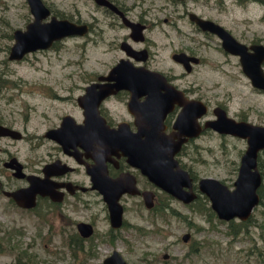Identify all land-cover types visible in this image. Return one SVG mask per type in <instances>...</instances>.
Returning a JSON list of instances; mask_svg holds the SVG:
<instances>
[{
    "label": "rangeland",
    "instance_id": "374dc122",
    "mask_svg": "<svg viewBox=\"0 0 264 264\" xmlns=\"http://www.w3.org/2000/svg\"><path fill=\"white\" fill-rule=\"evenodd\" d=\"M44 1L59 16L82 19L92 23V29L88 34L66 36L49 48L11 60L8 52L14 41L13 30L24 28L33 16L26 0H0V77L4 79L0 89V117L17 120V127L23 128L24 118L29 114L30 132H40L59 123L64 112L78 116L76 97L97 74L106 73L120 54L112 45L111 28L104 26L105 39L99 37L96 23L101 14L94 0ZM160 5L164 6L162 10L158 8ZM141 8L150 9L147 18L152 26L149 36L153 42L154 65L165 71L184 72L179 82L195 85L202 98L224 103L231 114L246 113L250 119L264 124V91L252 85L237 57L227 55L220 39L213 33L198 30L187 15L177 17L187 8L222 24L240 41L264 43V0H186L185 3L145 0L136 11ZM179 50L201 56L203 62L187 73L181 63L172 59V53ZM111 102L119 113L122 103ZM11 110L16 112L10 113ZM196 142L200 151L183 159L197 178L215 177L233 188L246 141L237 136L210 133ZM0 145L22 156L32 151L31 141L26 140L3 137ZM258 162H262L264 172V148L259 151ZM261 200L244 225L237 218L226 221L215 216L209 220L201 204H197L198 209L190 210L172 202L180 208L182 216L166 213L165 221H144L131 210L127 213L129 220L138 225L145 223L150 234L137 241L131 239L132 235L125 236L132 245L118 240L116 246L126 258V264H264ZM201 202L209 206L204 197ZM99 225L105 226L104 220ZM231 226H236L237 232ZM186 231H191L192 238L201 243L199 251L189 256L185 253L192 238L188 242L180 238ZM58 241V234L50 236L46 228L35 226L30 212L0 196V264H103L102 258L110 251L102 245L95 255L84 251L73 253ZM163 251L171 254L169 259L161 257Z\"/></svg>",
    "mask_w": 264,
    "mask_h": 264
},
{
    "label": "flooded vegetation",
    "instance_id": "af4514ba",
    "mask_svg": "<svg viewBox=\"0 0 264 264\" xmlns=\"http://www.w3.org/2000/svg\"><path fill=\"white\" fill-rule=\"evenodd\" d=\"M109 1L114 4L115 8L96 3L101 14V16L97 18L96 25L101 39H105L104 26L113 30L114 37L111 42L113 47L120 53L114 64L122 58H128L135 66H145L150 70L161 72L168 82L183 92L187 99H200L205 104L204 112L197 117V129H199L197 134H178L179 128L175 127L174 124L178 115L183 110L182 104L175 102L166 112L163 120V132L165 134L172 136L174 140H178L179 138L183 139L179 149L174 154V157L178 162V166L186 170L189 177L182 175L181 181H183V183L180 187L185 191L193 192L195 197L189 202H186L156 185L140 170L139 167L130 163L127 156L120 150L117 151V153H107L106 155H103L102 153L108 151V149L97 148L96 143L91 145L85 144L86 138L92 139L98 137L99 134L96 133L97 126H89L88 130L87 127H85V129L83 127L85 130L83 133L77 131H69L66 133V147H63V145L57 140L46 136V131L49 128L59 127L62 117L66 114H70L77 123L84 125L86 113L84 108L79 105L80 114L78 116L73 115L71 112H64L60 117L59 123L40 132L28 131L27 123L30 120L29 114L24 118L23 128L17 127V120H3L0 117L1 124L15 128L21 132L20 138H13L9 135H0V138L10 137L13 139L26 140L29 143L31 141L32 145V151H29V153L24 156L20 155L17 151H11L0 145V196L19 209L30 212L35 226L43 229L46 228L47 233L49 232L50 236L58 234V242L62 244L64 248L73 253L84 251L95 255L102 245L108 246L110 251L102 258L103 264H107L104 261L114 250L119 251L123 255L121 250L116 246L118 240L125 241L128 245H132L130 239L125 238V236L132 235L131 239L135 241L143 240L149 236L150 230L146 229L145 223L143 225H138L129 220L127 213L131 210H134L136 214L140 215L144 221H151V219L152 221L158 219L165 221L166 213L173 216H182L180 208L176 205H172V202H176L180 206L187 207L190 210L198 209L197 204H201L202 207L206 209L205 211L208 214L207 218L209 220H212V217H218L211 206L209 197L200 190L199 180L201 177L197 178V175L192 168L187 165L183 159L184 156H191L200 151V145H198L196 140L204 135L215 133L222 136H234L229 133L219 132L210 126L205 125L207 120H212L217 117L215 112L217 107L224 109L228 116L233 117L236 120L261 124L257 122V120L250 119L246 113L231 114L230 108L224 103H212L210 100L202 98L195 85L179 82L184 77V72L176 73L168 70L165 71L151 62L154 55L151 50L153 42L149 36V31L152 29V26L147 18L150 9L141 8L138 12L136 11V7L144 5L145 0ZM185 1L186 0H173L175 3H185ZM49 8L52 14H55L58 17H64L56 14L53 8ZM158 8L162 10L164 6L160 5ZM190 11L191 10L186 8L181 13L179 12L177 17H181L182 14L185 16L187 15L188 17ZM199 15L204 16L202 14ZM166 20L167 18H164V21ZM73 21L87 23V34L92 29V23L82 19ZM129 21L137 22L139 27H142V30L135 33L132 27L128 24ZM196 28L201 30L197 25ZM203 32L211 33L208 31ZM135 35H142L143 38L136 39ZM244 43L248 46V51H252L250 48L252 44L262 42L252 40ZM126 46L130 50L131 48L135 50L146 49L147 52L145 53V58H142V53L141 55L135 53L128 54ZM225 52L227 55L231 54L227 51ZM232 55L237 57L238 62L241 65L240 57L235 54ZM198 57V62L194 63L191 61V70L193 69V66L199 65L203 62V57ZM184 70L187 73L191 71H188L185 68ZM100 74H97L96 78L92 81L97 80V77ZM85 87L83 88L82 93L85 92ZM256 89L264 91L261 88L256 87ZM130 96V91L123 88L106 96L100 102L98 106L99 113L104 117L106 123L110 127L116 128L120 123H123L132 132L137 131L138 127L135 123V113L132 112L128 106ZM138 99L144 100L145 95L138 96ZM112 100H117L122 103L119 113L118 109L112 105ZM135 111L139 112L137 108H135ZM189 111L190 110H188V112ZM15 112L16 111L14 110L10 111V113ZM190 112L193 113V110ZM185 127L188 128V126ZM80 138L85 139L83 143H81ZM242 139L246 141L247 145V140L245 138ZM31 177L32 181L30 180ZM118 184H120L122 188V191L117 197L118 202L122 206V222L120 225L115 226L112 223L108 202L105 199L104 193L114 197L118 191ZM29 187L31 188L26 190ZM15 190H26L22 193L21 200L23 202L30 201L33 204L30 206L20 204L12 196L7 194L8 192ZM202 197L209 201V206L204 205V203L201 202ZM151 201L152 204H148L151 203ZM183 217L186 218V216ZM235 218L237 217L232 219ZM248 219L239 220H241L244 225ZM102 220H104L105 226L100 227L99 223ZM196 229H199V226H197ZM185 233H188L186 239H184ZM180 238L183 242L190 241L192 238L191 231L182 233ZM200 246L201 243H198L192 238L185 256L197 253ZM165 254H167V256ZM170 256L171 254L166 251H163L161 254V257L164 260L169 259ZM15 264L29 263L17 262Z\"/></svg>",
    "mask_w": 264,
    "mask_h": 264
},
{
    "label": "water",
    "instance_id": "95a60500",
    "mask_svg": "<svg viewBox=\"0 0 264 264\" xmlns=\"http://www.w3.org/2000/svg\"><path fill=\"white\" fill-rule=\"evenodd\" d=\"M26 1L33 18L25 24L24 28L13 30L14 41L8 52V58L11 60H20L30 52L51 47L66 36L84 35L88 31V24L85 22H76L52 14L44 0ZM94 1L97 4L115 8L109 0ZM188 17L202 31L215 34L220 39L221 46L225 51L238 55L242 69L249 77L252 85L264 90V43H254L250 46L252 51H248V46L237 39L222 24L211 18L200 16L194 11H190ZM128 24L135 33L142 30L137 22L129 21ZM135 38L142 39L143 36L135 35ZM126 51L128 54L141 55L142 53L143 59L147 52L146 49L135 50L131 48L130 50L128 47ZM172 58L181 63L188 71L192 67L191 61L196 63L199 60L197 56L185 51L174 52ZM123 88L131 93L128 106L135 113V123L138 127L135 132L129 130L123 123H120L116 128L110 127L99 113L100 102L106 96ZM143 94L145 99L139 100L138 96ZM76 99L78 105L84 108L86 113L85 124L77 123L70 114H66L62 117L59 127L49 128L46 131L47 137L57 140L63 147H66V133L69 131L83 133L85 127L88 130L89 126H97L95 128L97 129L96 133L99 134L98 137L86 138L85 144L96 143L97 148L108 149L102 153L103 155L117 153L120 150L127 156L130 163L139 167L156 185L186 202L195 197L193 192L185 191L180 187L183 183L181 181L182 175L189 177L187 171L178 166L174 157L183 139L174 140L172 136L165 134L163 132V120L166 112L175 102L182 104L183 110L178 115L174 126L179 128L178 134H197L199 132L197 117L205 110V104L202 100L187 99L183 92L168 82L161 72L150 70L145 66H135L128 58L120 59L106 74L98 75L97 80L87 84L85 92L79 94ZM135 108L139 112H136ZM188 110H193V113L188 112ZM215 112L217 117L207 120L205 125L219 132L245 138L247 146L240 157L233 188H229L220 179L210 176L201 177L199 187L209 197L211 206L220 219L229 220L237 217L246 220L250 217L253 208L260 202L258 187L262 183V174L257 162L259 151L264 148V124L236 120L228 116L221 107H217ZM0 135L20 138L21 132L0 123ZM80 140L83 143L85 139L80 138ZM30 180L32 181V177ZM26 190H15L7 194L20 204L30 206L33 204L32 202L21 200L22 193ZM117 190L114 197L104 193L108 202L110 217L115 226L122 222V206L117 199L122 191L120 184L117 185ZM148 204L151 205L152 201ZM187 236L188 233H185L184 239ZM165 255L167 256V254ZM104 262L107 264H126L125 258L117 250H114Z\"/></svg>",
    "mask_w": 264,
    "mask_h": 264
},
{
    "label": "trees",
    "instance_id": "16d2710c",
    "mask_svg": "<svg viewBox=\"0 0 264 264\" xmlns=\"http://www.w3.org/2000/svg\"><path fill=\"white\" fill-rule=\"evenodd\" d=\"M240 1H244V0H240ZM3 82H4V79H2V77H0V89L2 88V86H3ZM258 165H259V168H260V171H261V174H262V176L264 175V172L261 170L262 169V166H263V164H262V162H258ZM258 193H259V195H260V200L262 199V200H264V184H261L259 187H258ZM262 200H261V203L262 204H264V202H262ZM241 224H243V222H240ZM236 226H231V230L233 231V232H237L236 231ZM11 237V236H10ZM10 237L8 236V239L7 240H10Z\"/></svg>",
    "mask_w": 264,
    "mask_h": 264
}]
</instances>
